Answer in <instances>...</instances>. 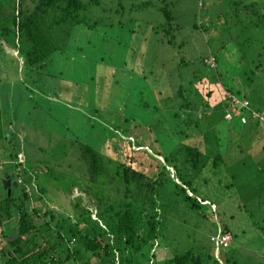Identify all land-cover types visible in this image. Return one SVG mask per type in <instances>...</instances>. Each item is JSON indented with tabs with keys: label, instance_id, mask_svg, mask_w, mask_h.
<instances>
[{
	"label": "rangeland",
	"instance_id": "1",
	"mask_svg": "<svg viewBox=\"0 0 264 264\" xmlns=\"http://www.w3.org/2000/svg\"><path fill=\"white\" fill-rule=\"evenodd\" d=\"M164 1L82 0L81 15L88 21L101 18V22L93 28L82 24L73 27L68 49L52 55L54 64L48 72L55 76L37 72L35 91L28 94L18 85L9 95L11 99L5 103L9 119H13L9 128L16 129L12 138L24 154L30 174L24 179L31 205L36 188L45 186L50 201L70 211V199L76 195L81 196L83 205L94 207L95 200L78 187L69 194L65 192V182L78 180L83 173L81 167L86 172L79 158L83 143L103 152V147L112 148L116 143L117 131L126 134L127 129L136 131L137 140L148 144L149 150L159 149L163 155L164 148L178 144L177 137L170 135L180 119L172 116L173 111L184 99L191 100L197 110L205 98L189 82L195 77L192 74L199 75L195 68L203 70V76L209 72L199 66L200 56L216 52L224 84L237 88L233 79H239L248 63L234 61L239 59L237 45L249 34L244 28L238 32L242 23L230 20L233 15L229 7L234 0ZM164 3L171 13L169 21L162 10ZM248 55L256 58L255 53ZM208 60L205 63L214 66ZM206 79L202 83L213 87L214 94L221 89L218 80L212 76ZM178 88H182L183 95L178 94ZM4 91L1 88L0 94L6 95ZM260 108H264L263 102ZM243 116L247 121L246 114ZM253 126L254 121L247 126L219 122L217 150L222 158L217 166L209 161L192 179L193 191L187 190L198 200H207L192 208L180 195L168 205L162 219L164 235L151 248V253L157 255L147 264H156L171 257L173 251L179 253L189 247L203 252V264H213L215 257L232 259L237 264H264V213L260 202L264 176L259 175L264 157L258 156L264 137L254 134L250 130ZM2 145L0 195L6 191L2 184L4 172L14 170L8 159L13 147ZM170 171L174 174L173 169ZM19 190L12 186L15 195ZM9 222L2 229H16V221ZM224 225L229 229L231 245L216 251L210 236Z\"/></svg>",
	"mask_w": 264,
	"mask_h": 264
},
{
	"label": "trees",
	"instance_id": "2",
	"mask_svg": "<svg viewBox=\"0 0 264 264\" xmlns=\"http://www.w3.org/2000/svg\"><path fill=\"white\" fill-rule=\"evenodd\" d=\"M83 7L82 0H0V85L5 84L0 90L4 88L6 94H0V145L4 147L7 143L13 147L8 159L14 170L4 173L23 185L19 195L12 192V186L9 195L7 191L0 195V264H147L157 255V252L151 253V248L156 239L164 235L162 219L168 205L180 195L192 208L207 200H198L187 190L193 191L192 179L209 161L217 166L222 158L217 150L219 122L234 121L247 126L254 121L250 130L264 137V108H260L264 103V0H234L229 7L233 15L230 20L234 24L242 23L238 32L244 28L249 34L237 45L239 59L234 61L248 62L240 71L239 79H233L237 88L224 84L216 52L200 56L199 66L209 72L203 76V70L197 71V67L194 72L199 75L192 74L195 77L189 82L197 94L202 93L208 99L202 98L201 108L198 105L197 110L189 99L177 105L172 116L180 118L181 126L178 127L177 120L170 135L177 137L178 144L173 146L169 142L172 146L164 148L166 154L163 155L159 149L149 150L148 144L137 140L136 131L132 133L127 129H124L126 134L117 131L116 143L112 148L103 147V152L83 143L79 158L86 172L81 167L83 173L78 180L65 182V192L69 194L73 187H78L91 195L94 207L83 205L81 196L76 195L70 199V211L50 201L45 186L36 188L37 195L31 205L28 192L23 194L27 191L24 175L30 174L24 165L25 157L22 163L18 161L21 151L12 138L16 129L9 128L13 119H9L5 103L18 85L28 94L30 90L35 91L37 72L55 76L48 72V67L54 64L52 55L68 49L74 26L82 24L93 28L101 22V18L86 20L81 15ZM162 10L166 19L171 18L165 3ZM224 13L227 15L228 10ZM254 53L256 58L248 55ZM209 57H213L212 67L205 63ZM209 76L222 83L215 94L213 87L202 83ZM182 92V88H178V94L183 95ZM234 99L247 101V107L240 108L247 116L245 123L239 117L225 118ZM253 112L258 115L252 116ZM258 156L264 157V145L258 148ZM259 170V175L264 176V166H259ZM31 180L29 177L28 181ZM260 202L264 213V192ZM13 220L16 229H2L6 222ZM219 229L229 231L226 225ZM231 241L223 248L229 247ZM173 252L171 257L157 260L156 264H203V252L193 247ZM213 264L237 262L215 257Z\"/></svg>",
	"mask_w": 264,
	"mask_h": 264
},
{
	"label": "built area",
	"instance_id": "3",
	"mask_svg": "<svg viewBox=\"0 0 264 264\" xmlns=\"http://www.w3.org/2000/svg\"><path fill=\"white\" fill-rule=\"evenodd\" d=\"M209 59V60H208ZM207 60L211 62L212 64L214 63L213 57H209ZM236 104H239L238 106ZM241 107H247V101L246 100H237L234 99L233 106L230 108V110L225 114L227 119L230 120L232 116L239 117L240 121L242 123L246 122V118L243 116L241 113ZM252 116H257V112H253L251 114ZM262 118V115L260 116ZM18 161L22 163L24 161V155L22 152L18 153ZM20 182V180H18ZM211 241L214 243L215 250L218 251L219 248H223L229 245L231 241V237L228 232H222L220 229L215 235L210 236Z\"/></svg>",
	"mask_w": 264,
	"mask_h": 264
},
{
	"label": "water",
	"instance_id": "4",
	"mask_svg": "<svg viewBox=\"0 0 264 264\" xmlns=\"http://www.w3.org/2000/svg\"><path fill=\"white\" fill-rule=\"evenodd\" d=\"M2 184L3 188L7 191V194H10L11 186H18L19 189H23V185L18 183L15 180H12L10 178V175L8 173H5L2 177ZM24 195H26V191L23 192Z\"/></svg>",
	"mask_w": 264,
	"mask_h": 264
}]
</instances>
